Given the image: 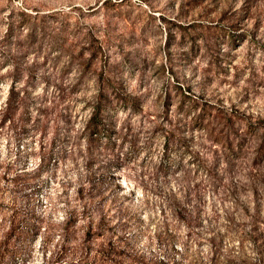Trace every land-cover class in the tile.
Returning a JSON list of instances; mask_svg holds the SVG:
<instances>
[{"label":"rangeland","instance_id":"1","mask_svg":"<svg viewBox=\"0 0 264 264\" xmlns=\"http://www.w3.org/2000/svg\"><path fill=\"white\" fill-rule=\"evenodd\" d=\"M262 125L264 0H0V264H264Z\"/></svg>","mask_w":264,"mask_h":264},{"label":"trees","instance_id":"2","mask_svg":"<svg viewBox=\"0 0 264 264\" xmlns=\"http://www.w3.org/2000/svg\"><path fill=\"white\" fill-rule=\"evenodd\" d=\"M114 90L115 89H113L112 93L114 94V97L116 96L115 98H118L117 96L119 94L117 90L116 91ZM102 95L103 93H100V96ZM120 98H125V97L121 96ZM198 104L200 103H198L197 98H194L190 104L189 110H187L186 113H190V111L195 109L198 106ZM201 105H202L201 110L197 113L196 116L194 115L193 122L201 126V128L207 130V133L209 134V136H211L210 138H213L211 139V141L212 142L219 141L220 146L226 149L227 151H230V154H236V152H240L244 146L243 143H245V141H247L248 136H250L247 134L252 133L253 135L256 128L258 129L256 125H250L251 124L250 123L251 121H250L246 123V125H248L249 128L246 127V133H242L243 134L242 135L240 134L241 132L238 128L234 129V127L232 126L234 118H240L239 115H237V113L227 112L224 110H218L219 111L218 113L212 114L208 112L207 110L203 109L207 107L206 105L204 106L203 103ZM102 107H103V103L100 101V99L94 101L93 114L88 121L89 123L88 130L91 135H95L101 129V120L103 118L102 117ZM183 107H184L183 105H179V109ZM166 134L167 136L165 138L163 153L169 154L170 149L172 147L171 135L173 134V132L171 131ZM178 145L179 146L185 145L184 139H179ZM184 148L186 147L184 146ZM234 149H236V151ZM262 149H263V141L262 143L260 142L257 145L255 154L259 155Z\"/></svg>","mask_w":264,"mask_h":264}]
</instances>
